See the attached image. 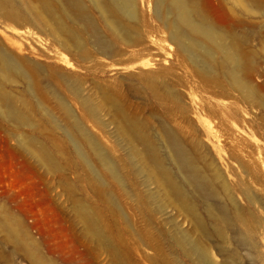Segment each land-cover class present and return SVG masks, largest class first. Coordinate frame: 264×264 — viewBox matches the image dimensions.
Listing matches in <instances>:
<instances>
[{
    "label": "rangeland",
    "instance_id": "374dc122",
    "mask_svg": "<svg viewBox=\"0 0 264 264\" xmlns=\"http://www.w3.org/2000/svg\"><path fill=\"white\" fill-rule=\"evenodd\" d=\"M136 2L139 17L138 25H140L139 28L141 27L140 30L142 29L144 45L147 44L151 47L149 51H142L146 54L148 52L147 56H142V59L134 63L126 62L127 57L137 49L145 48L142 46V48L140 46L128 48L117 43L105 30L99 15L94 11L93 17L102 29L111 50L115 52L111 57L98 53L89 36L85 37L87 54H82L76 49L69 52L63 49L60 41H55L54 37L46 32L42 33L31 25L20 27L10 24L3 21L0 16V46L16 59L18 58L24 73V77L16 76L13 82L9 81L2 86V90L8 95V102L6 101L4 105L1 104L2 106H0V221L7 219L14 224L16 223L17 236L20 237L4 232L5 230L0 224V264L36 263L33 257L29 256L33 252L31 253L26 249L27 245H31L33 249L36 248L35 251L37 252L34 253L39 254L44 259L46 258L45 260H49L48 262L53 264H198L195 258H185L178 249L167 241L168 239L163 238L162 233L167 237V233L174 231L172 228L175 225L181 231L191 234L193 239L200 240L205 248L211 251L209 253L210 256L212 255L214 264H264V205H257V207L254 206L249 209L238 182L242 177L247 178L253 192L259 193L258 195L262 200H264V183L259 184L254 177L247 176L241 162L229 158L230 147L226 145L228 140L225 137L209 139L204 132L200 131L199 134L201 142L204 143L203 154L208 153L209 148L212 150V156L216 158L218 168L224 172L226 181L234 189V199L237 198L235 199V206L238 209L235 211L238 214H246L249 219V226L252 227L253 231L255 230V245L250 247H247L249 246L247 244H240L245 229L236 218L238 214L233 209L235 207L227 200L228 198L222 190H220V200L214 202L216 205L214 207L216 209L226 208L232 214L233 219H236L233 220L236 227L232 225L233 227H229L231 230L225 229V240L215 235L214 221L208 215L204 207L205 204L198 198H194V203L197 207L198 218L202 221L205 229L202 234V231L199 232L196 229L193 219L187 215L188 218L183 216L185 214L179 209L175 210L176 208L170 207L165 211V215L164 212L163 214L156 212V206L152 205L155 210L153 214L143 211L134 199L135 193L145 191L142 186L137 185L141 178L128 173L129 171L124 170V168H121V172L123 171L121 174L125 179L124 186H120L111 178L105 181L107 183L105 185H108L107 190L111 192L114 199L109 202L101 193V189L105 188L104 185L102 187L100 183L94 180L96 178L93 169H85L87 167L84 168L81 158L75 151V144L68 134V130L75 120H79L83 124L89 135L95 138L105 152L114 160L119 161L126 157L127 144L129 143L118 132L119 125H126L123 120H118L117 114L119 112L125 114L126 119L137 120L138 124L141 123L142 126H146V123L150 124L152 127L150 134L160 149H162L160 129L164 124L163 122L168 121L167 123H171V126H176V128L180 126V129L186 128L185 130L190 127H196L202 131L209 129V127L214 131L219 130L217 126H220V118L200 111L199 104L206 101L231 104L233 107H237L241 115L250 121H254L253 118L259 114L256 107L240 102V97L235 92H231L232 96L227 98L213 95V86L203 82L196 75L194 66L184 60L175 45L170 42L167 31L159 23L155 12H153V0H136ZM215 12L217 13L213 11L212 14L219 17L220 13ZM233 13L240 15L238 9L234 10ZM243 15L242 17L247 18L250 23H245L243 28L241 25H232L231 29H228L236 31L239 35L245 32L252 40L250 41L251 46L257 48L260 42L264 41L262 38H260L262 40L257 39L256 34L258 28L264 29L263 25H259L261 27L258 26V28L256 26L259 24L260 17L255 11H243ZM254 22L255 24L251 25ZM258 42L259 44H257ZM261 45L262 43L258 48ZM155 64L156 66H154ZM260 64L262 68L260 67L256 70L257 72H253L254 74L251 76L254 86L262 84L264 81V64L263 62ZM162 68L174 69L179 79L178 89L182 95L184 93L182 105L187 108L185 114L181 111L175 112L171 116L172 118L170 115H165L158 103L149 95L145 78L140 77V73L142 72L143 75L145 70L158 72L164 70ZM67 75L71 77L68 79L71 81L67 80L69 78ZM64 76L67 81L63 79ZM72 80L74 83L81 84L80 95L82 97L76 96V94L74 96ZM85 97L90 98L92 103L99 108L98 118L87 111L81 100ZM10 107L25 113L30 123L28 122L26 126L24 124L18 125L17 122L3 115L5 110L7 111ZM64 107H67L68 110L71 109L72 117L67 116ZM231 126H233L236 137H239L238 141L241 140V136L245 135L252 142L260 145V152L264 151V140L255 128H250L247 131L244 123L238 122H232ZM21 137L33 143L34 148L45 150V154H51L53 158L55 157L56 159L53 160L58 170H47L40 162V158L31 156L32 154L21 146L20 142H17L22 139ZM80 144L81 149L87 152V145L81 140ZM134 144L139 145L138 147L142 149V145L138 142ZM241 146L244 147V144ZM238 150L240 151V149ZM246 150H251V148L246 146ZM89 157H91V164L95 166V158L91 154ZM260 157V159L258 157V167L263 174L264 181V155L261 154ZM101 172V175L105 176V172ZM97 184H100L99 187ZM125 191L130 192L128 194ZM74 201L83 202L96 210L98 213L97 220L102 228L104 227L103 230L108 243L104 242L97 245L93 239L85 235L84 227L79 218L76 217L77 214L74 213ZM235 213L236 215L233 216ZM257 218L259 222H257ZM146 229L147 231H145ZM30 242L31 244H29ZM159 244L160 246L157 247Z\"/></svg>",
    "mask_w": 264,
    "mask_h": 264
},
{
    "label": "bare ground",
    "instance_id": "6f19581e",
    "mask_svg": "<svg viewBox=\"0 0 264 264\" xmlns=\"http://www.w3.org/2000/svg\"><path fill=\"white\" fill-rule=\"evenodd\" d=\"M153 4V12H155L159 23H161L167 31L170 42L175 45L183 59L194 66L196 75L203 82L210 83L213 86V95L227 98L230 97V95L232 96L231 92H235L239 95L240 102L248 106L256 107L259 110V114L257 116L255 114L256 118H253L254 121H250L247 117L241 115L237 107L235 108L231 104L206 101L203 104H199L200 111L207 112L214 117L220 118V126H217L219 130L214 131L211 127H209V129H203V131L202 129H196V127H190L185 130L186 128L180 129V126L178 128H176V126H171V123H167L168 121L163 122L164 124L160 129V144L162 150L158 148L156 145L157 142L153 140L154 138L152 134H150L152 131L150 124L148 125L146 123V126H142L140 122V124H138L137 120L126 119L124 116L125 114L119 112L117 114L118 120H123L126 125H119L118 132L120 136L126 138L127 142H129L127 144L126 157L121 158L119 161L114 160L101 148L99 143H97L92 135H89V132L79 120H72L74 122L72 127H70L71 131L68 130V134L71 136L70 139L73 144H75V151L81 158L80 160H82L84 168L93 169V174H95L94 176L96 178L94 180L100 183L102 187L104 185V189L100 188L101 193L109 202L114 199L111 196V192L107 190L108 185H105L107 184L105 181L111 178L120 186H124L125 179L121 174L123 172H121V168H124V170L129 171L128 173L141 178L140 180L137 179V185L139 187L142 186L145 191L135 193L134 199H136L135 201L138 202V205L141 206L143 211L153 214L156 210V212L158 211L163 214V212L165 213L170 207L176 208L175 210L179 209L185 214L181 215L193 219L196 229L199 230V232L202 231V234L205 232V229L202 221L198 218L197 207L194 203V198H198L205 204L204 207L208 215L214 221L215 235L223 240L225 238V229L228 228V230H231L229 227L232 225L236 227V225L233 224V220L236 219H233L232 214L228 212L226 208L220 207L216 209L214 207L216 206L214 202H217L218 199L220 200V190H222L227 196V200L235 207L233 208L235 211L237 209V206H235V199L237 198L235 197L234 199V189H232V186L226 181L224 172L218 168L216 158L212 156V150L209 148V152L203 154L204 143L201 142L199 134L200 131L204 132L205 136L209 139L225 137L228 140L226 145L230 147L228 152L229 158L240 161L247 176L254 177L259 184L264 183L263 174L258 167V157L260 159V155H264V151L260 152V145L252 142L245 135L241 136V140L238 141L237 139H239V137H236L233 126H231L232 122L244 123V127L247 131H249L250 128H255L257 133L264 140V81L262 84L260 83L254 86L251 78L252 74H254L253 72L261 67L260 62L264 64V41L260 42L258 40L262 45L258 48L260 45L258 42L257 44L259 45H256L257 48H255L251 46L250 41L252 40H250L248 34L244 32V34L239 35L236 31L230 30L232 25H241L243 28V25L249 22L247 18L242 17L244 16L243 11H255L258 17H260L259 24H256L257 28L259 25H263L264 27V0H153ZM236 9H238L240 15L233 13ZM93 11L99 15L105 30L109 32V35L117 43L123 44L128 48H137L139 46L145 48L142 50L137 49L127 57L128 59L126 62L134 63L142 59V56H147L149 54L148 52L147 54L146 52L142 53V51H149L151 46L147 44L144 45L145 41L143 40L142 29L140 30L141 27L139 28L140 25H138L139 17L136 0H0V16L3 21L20 27L31 25L42 33L46 32L51 35V37H54L55 41H60V45L63 46V49L69 52L76 49V51L82 54H87L85 37L89 36L98 53L111 57L115 52H113L108 45V41L102 29L92 15ZM213 11L214 13L218 11L220 16H214L212 14ZM252 24H255V22L251 23V25ZM258 29L259 32L257 31L256 33L257 39L262 38L264 40V29L262 27V30L260 28ZM17 59L0 46V106H2L1 104L4 105L8 100V95L2 90V86L9 81L13 82L16 76L24 77L22 65H20ZM154 66H156V64ZM162 69L164 70L158 72L156 70H145L146 72L143 71V75L141 74L142 72L140 73V77L143 79L145 78L149 95L158 103L159 108L165 112V115H170L171 117L175 112L177 113L179 111L185 114L187 108L182 105V96L184 93L182 95V92L180 93L178 89L179 79L174 69ZM263 70L261 71L263 72ZM67 77L69 76L67 75ZM70 78L71 77L67 78V80ZM63 79L66 80V77ZM72 81L74 83V80ZM73 83H71V85L74 96L75 94L79 96L81 94L80 90L82 89L80 88L81 84H78V82ZM31 84L30 86H32ZM87 90L89 91V89ZM86 97L81 99L84 106L92 116L98 118L99 108L92 103L90 98L87 99ZM111 108L112 106L110 109ZM64 109H66L65 112L67 116L72 117V113L70 112L71 109L68 110L67 107H64ZM17 110L10 107L7 111L5 110L3 115L17 122L18 125L24 124L26 126L29 119L25 113L23 114ZM251 122L252 124H250ZM80 140L87 145V152L81 149ZM17 142H20V145L25 147L27 151L32 154L31 156L34 155L36 158H40V162L47 170H58L53 160L55 157L53 158L51 154H45V150L42 151V149L38 150L39 148H34L33 143L23 138ZM133 142L141 144L142 149ZM242 144H244V147L241 146ZM246 146L250 147L251 150H246ZM238 149H240L242 156ZM90 154L95 158V166L91 164ZM200 164H202V166H200ZM253 165H255V168H253ZM230 170H232V168H230ZM101 171L105 172V176L101 175ZM99 185L97 187H99ZM238 186L243 191L242 193L245 196L249 209L250 207H257V205H264V203H262L264 200L259 197V193L255 194L253 192L247 178L242 177L238 182ZM129 192L127 191L126 193L129 194ZM114 193L116 194V192ZM152 205L156 206L155 210ZM93 209L94 208L89 207L83 202L74 201V213L77 214L76 217L79 218L80 223L83 225V232L85 235L93 239L97 245L103 244L104 242L108 243L103 230L104 227L102 228L97 220L98 213ZM178 213L180 214L179 211ZM236 213L233 214V216H235ZM236 218L245 229L240 244L249 245L247 247L253 246L255 243V230L253 231L252 227L249 226V219L246 214L240 213ZM256 220L259 222L258 218ZM0 224L2 229L5 230L4 232L12 236H17L16 223L14 224L6 219L0 221ZM20 226L23 227V225ZM172 229H174V231L171 233L169 232V234L167 233V237L162 233L163 238L165 237L166 240L168 239L167 241L178 249L185 258H195L198 264H214L211 258L212 255L210 256L209 253L211 251L207 250L200 240L193 239L191 234L181 231L176 225ZM145 231H147V229ZM17 237H15V239ZM16 240H18V238ZM26 241L23 242L25 243ZM29 244H31V242ZM27 246V248H25L31 251V253L33 252V255L30 253L31 255L29 256H32L35 260L36 263L34 264H53L48 262L49 260H45L46 258L44 259L39 254L34 253L37 252L35 251L36 248L33 249L31 245ZM159 246L160 244L157 247Z\"/></svg>",
    "mask_w": 264,
    "mask_h": 264
}]
</instances>
